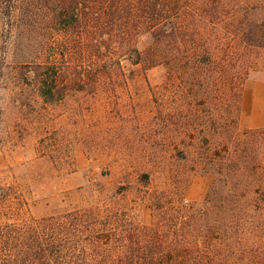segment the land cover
<instances>
[{
	"label": "trees",
	"instance_id": "1",
	"mask_svg": "<svg viewBox=\"0 0 264 264\" xmlns=\"http://www.w3.org/2000/svg\"><path fill=\"white\" fill-rule=\"evenodd\" d=\"M253 51H264V0H0V87L10 57L24 92L45 104L127 59L187 73L212 102L207 115L218 102L230 116ZM212 127L222 146L201 206L157 200L151 224L95 206L20 219L9 207L0 264H264V128L230 149L231 128Z\"/></svg>",
	"mask_w": 264,
	"mask_h": 264
},
{
	"label": "rangeland",
	"instance_id": "2",
	"mask_svg": "<svg viewBox=\"0 0 264 264\" xmlns=\"http://www.w3.org/2000/svg\"><path fill=\"white\" fill-rule=\"evenodd\" d=\"M150 45L145 37L139 49ZM7 61L0 87V222L95 206L151 224L157 200L187 208L204 202L217 176L208 159L217 157L223 138L213 125L231 128L230 144L264 128V51L247 56L230 116L218 102L208 116L212 102L195 95L187 73L158 62L124 59L83 91L45 104L24 92L16 65ZM9 207L19 215H5Z\"/></svg>",
	"mask_w": 264,
	"mask_h": 264
}]
</instances>
